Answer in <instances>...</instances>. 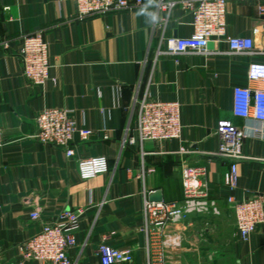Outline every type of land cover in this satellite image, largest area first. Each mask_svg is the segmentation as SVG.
<instances>
[{
	"label": "crops",
	"instance_id": "crops-1",
	"mask_svg": "<svg viewBox=\"0 0 264 264\" xmlns=\"http://www.w3.org/2000/svg\"><path fill=\"white\" fill-rule=\"evenodd\" d=\"M159 1L78 18L72 0H0V264H45L23 258L20 246L68 208L81 210L70 264H100L103 239L131 248L126 264H147L144 201L159 192L164 201L180 202L185 165L204 168L209 206L166 227L169 240L178 242L167 246L166 264H264V122L232 112L233 87L245 84L249 63L264 62V13L258 11L264 0L226 3L225 35L251 38L253 54L230 52L226 36L202 53L160 52L168 39L191 36L193 27L182 0H161L174 2L169 8ZM37 31L52 65L43 85L27 81L16 55L22 36ZM145 91L179 102L180 140L123 142L136 126L135 98ZM44 108L71 110L76 126L92 131L86 140L74 135L73 156L32 137L34 116ZM221 120L245 134V157L234 163V196L263 198V220L246 240L224 199L231 163L212 155ZM98 155L108 170L82 179L78 160ZM33 211L38 218L30 217ZM209 252L211 262H192Z\"/></svg>",
	"mask_w": 264,
	"mask_h": 264
},
{
	"label": "built area",
	"instance_id": "built-area-1",
	"mask_svg": "<svg viewBox=\"0 0 264 264\" xmlns=\"http://www.w3.org/2000/svg\"><path fill=\"white\" fill-rule=\"evenodd\" d=\"M76 5V16L84 18L94 14L131 9L140 6L143 0H72ZM228 0H182V8L191 15L193 27L191 36L176 37L167 40L160 52L180 54L185 52L202 53L210 41L225 37L224 15ZM174 2H158L160 8H169ZM260 14L264 5L258 6ZM229 51L239 54H253L254 43L249 37L226 36ZM5 44V43H4ZM27 81L34 85H43L49 76L51 62L48 43L41 31L25 34L16 53ZM137 105L136 126L124 139V143L141 145L146 140L158 143L166 140L181 139V105L177 101H165L154 98L145 91L135 98ZM232 112L235 116L252 118L264 122V62H251L247 66L244 85L232 89ZM36 125L32 137L44 144L52 145L64 151L66 157L74 155L70 145L75 134L86 140L91 130L78 128L72 111L65 108H44L34 116ZM218 147L213 156L228 160L231 165L223 176L224 199L231 209L237 233L246 240L263 220L261 195L236 198L233 189L236 185L235 162L243 159L244 132L230 120H221L217 128ZM179 152L185 150L180 147ZM77 168L82 179L91 178L108 170L107 159L102 156L80 158ZM204 168L185 165L181 170L182 200L180 202L151 201L143 204L142 230L146 235L147 264H166L165 250L169 244H176V238L169 240L165 229L193 213L207 210L209 184L201 178ZM81 210L62 209L55 218L45 222L32 236L22 242L21 255L25 259L40 260L45 264H70L67 251L75 245V231L79 226ZM33 211L30 217L38 218ZM100 264H126L133 260L129 247H115L103 239L97 246Z\"/></svg>",
	"mask_w": 264,
	"mask_h": 264
},
{
	"label": "rangeland",
	"instance_id": "rangeland-1",
	"mask_svg": "<svg viewBox=\"0 0 264 264\" xmlns=\"http://www.w3.org/2000/svg\"><path fill=\"white\" fill-rule=\"evenodd\" d=\"M220 242H221V243H222V242L226 243V238H222V237H221V238H220ZM210 251H211V250H210ZM193 257H196V256L193 255L192 258H193ZM213 257H214V255H213L212 252L204 253L203 256H201L200 260H198V261H197V260H196V261L193 260L192 262L200 263V262H202V261L204 262V261H206V260H207V261H209V260L212 261V258H213ZM193 259H195V258H193ZM211 261H209V262H211ZM192 262H190V263H192ZM203 262H202V263H203ZM204 263H205V262H204Z\"/></svg>",
	"mask_w": 264,
	"mask_h": 264
},
{
	"label": "water",
	"instance_id": "water-1",
	"mask_svg": "<svg viewBox=\"0 0 264 264\" xmlns=\"http://www.w3.org/2000/svg\"><path fill=\"white\" fill-rule=\"evenodd\" d=\"M207 48L211 47V42H209L206 46ZM149 200L151 201H161L162 195L158 192L156 194L149 195Z\"/></svg>",
	"mask_w": 264,
	"mask_h": 264
},
{
	"label": "clouds",
	"instance_id": "clouds-1",
	"mask_svg": "<svg viewBox=\"0 0 264 264\" xmlns=\"http://www.w3.org/2000/svg\"><path fill=\"white\" fill-rule=\"evenodd\" d=\"M152 18H153V19H155V17H154V16H153Z\"/></svg>",
	"mask_w": 264,
	"mask_h": 264
}]
</instances>
